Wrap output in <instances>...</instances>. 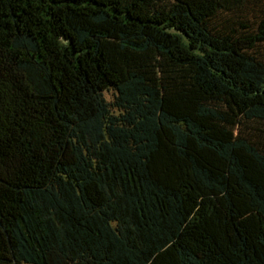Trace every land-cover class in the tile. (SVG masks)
Listing matches in <instances>:
<instances>
[{
  "label": "trees",
  "instance_id": "obj_1",
  "mask_svg": "<svg viewBox=\"0 0 264 264\" xmlns=\"http://www.w3.org/2000/svg\"><path fill=\"white\" fill-rule=\"evenodd\" d=\"M0 264H264V0H0Z\"/></svg>",
  "mask_w": 264,
  "mask_h": 264
}]
</instances>
